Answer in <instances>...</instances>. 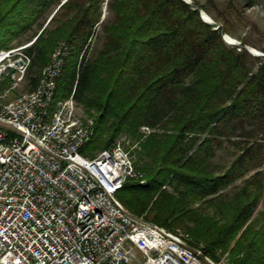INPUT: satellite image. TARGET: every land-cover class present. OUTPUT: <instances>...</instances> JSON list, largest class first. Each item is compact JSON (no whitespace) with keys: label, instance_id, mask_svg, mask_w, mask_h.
Instances as JSON below:
<instances>
[{"label":"trees","instance_id":"1","mask_svg":"<svg viewBox=\"0 0 264 264\" xmlns=\"http://www.w3.org/2000/svg\"><path fill=\"white\" fill-rule=\"evenodd\" d=\"M244 1L228 0L215 24L197 0H0V42L34 39L27 90L68 44L53 107L74 93L94 118L86 156L121 135L139 141L146 182L129 178L117 192L132 213L180 229L216 259L228 252V264H264V55L224 40L231 15L264 0ZM9 86L7 77L0 91ZM224 148L229 161H215Z\"/></svg>","mask_w":264,"mask_h":264},{"label":"built area","instance_id":"2","mask_svg":"<svg viewBox=\"0 0 264 264\" xmlns=\"http://www.w3.org/2000/svg\"><path fill=\"white\" fill-rule=\"evenodd\" d=\"M33 41L0 49V86L10 81L0 91V264H223L180 229L136 215L119 200L127 179L146 182L135 166L139 141L121 135L86 156L80 148L94 118L78 114L74 93L51 112L66 42L34 89L11 96L26 81Z\"/></svg>","mask_w":264,"mask_h":264},{"label":"rangeland","instance_id":"3","mask_svg":"<svg viewBox=\"0 0 264 264\" xmlns=\"http://www.w3.org/2000/svg\"><path fill=\"white\" fill-rule=\"evenodd\" d=\"M199 3H203L208 5L209 7V16L212 18L213 23L217 22H223L222 18L219 15L220 11H223L228 6V0H197ZM191 3H193V0H191ZM238 3L240 6H243L245 8V1L244 0H238ZM203 14L206 13L202 11ZM108 13L107 5L104 6V15ZM207 14V13H206ZM231 19L234 23V28L232 29L231 34H225V36L229 35L232 38L235 39L234 44L232 45H240L241 41H246L247 46L246 48L255 56H263L264 52L261 50V47H264V1H261L254 5L251 8L244 9L241 16H238L236 13H233L231 15ZM34 40V39H33ZM31 40V41H33ZM225 40V38H224ZM226 41V40H225ZM30 42V41H29ZM102 38H93L92 40V47L94 49L101 48L102 47ZM27 43V41L23 42L22 44ZM228 43V42H227ZM230 44V43H229ZM20 45V44H18ZM0 48H5L2 42H0ZM257 49L255 51L254 49ZM254 51V52H252ZM257 55H256V54ZM27 90V81L23 82L16 91H13L11 96H14V92L21 93ZM55 110V107L51 108V112ZM78 114L79 115H87L84 111V109L78 104ZM88 116V115H87ZM123 136V135H122ZM131 138V137H130ZM132 139V138H131ZM133 140V139H132ZM138 149V148H137ZM135 149V150H137ZM134 150V151H135ZM230 154L228 151L224 149L218 150V155L215 159L217 162H228L230 159ZM264 208V201L260 204L259 209ZM182 229V227H181ZM229 253L226 252L223 255H221V258L223 259V264H228L229 262Z\"/></svg>","mask_w":264,"mask_h":264},{"label":"water","instance_id":"4","mask_svg":"<svg viewBox=\"0 0 264 264\" xmlns=\"http://www.w3.org/2000/svg\"><path fill=\"white\" fill-rule=\"evenodd\" d=\"M185 1L188 2V3H191V0H185ZM201 17L203 18L204 21H206V22H208V23H213V21L208 20V19L205 18L203 12H202V14H201ZM224 38H225L226 42H228V43H230V44H234V42L231 43V42L227 39L226 36H225ZM252 52H254V51H252ZM255 54H256V53H255ZM256 55H257V54H256Z\"/></svg>","mask_w":264,"mask_h":264},{"label":"bare ground","instance_id":"5","mask_svg":"<svg viewBox=\"0 0 264 264\" xmlns=\"http://www.w3.org/2000/svg\"><path fill=\"white\" fill-rule=\"evenodd\" d=\"M204 16L206 19L213 21L212 18L208 14L204 13ZM226 37L231 43L235 42V39L232 38L231 36L227 35ZM254 50L257 51V49H254Z\"/></svg>","mask_w":264,"mask_h":264}]
</instances>
